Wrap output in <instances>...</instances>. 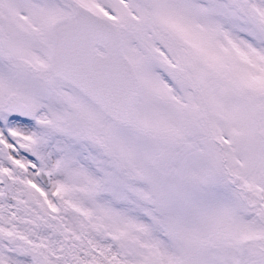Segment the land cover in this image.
I'll return each instance as SVG.
<instances>
[{"label": "snow or ice", "instance_id": "6c2138e0", "mask_svg": "<svg viewBox=\"0 0 264 264\" xmlns=\"http://www.w3.org/2000/svg\"><path fill=\"white\" fill-rule=\"evenodd\" d=\"M0 264H264V0H0Z\"/></svg>", "mask_w": 264, "mask_h": 264}]
</instances>
